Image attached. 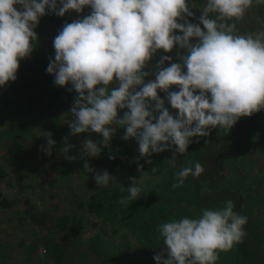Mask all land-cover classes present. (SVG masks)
<instances>
[{"label":"clouds","instance_id":"1","mask_svg":"<svg viewBox=\"0 0 264 264\" xmlns=\"http://www.w3.org/2000/svg\"><path fill=\"white\" fill-rule=\"evenodd\" d=\"M254 4L264 0H206L197 16L189 0H0V87L14 82L20 61L31 56L43 16L83 14L89 8L58 30L46 68L54 85L76 93L64 120L70 135L100 137L82 142L84 171L94 173L98 186L116 183L107 169L97 171L85 158L99 157L118 128L124 129L123 140L137 141V161L152 164L154 153L170 150L167 163L175 167L193 137H207L215 128L228 132L241 117L264 109V28L241 34L237 27ZM174 49L175 60L166 54ZM43 136L40 150L51 157L56 141L51 132ZM73 147L61 149L69 161L77 159L68 155ZM137 168L142 173L143 165ZM203 172L199 162L183 167L172 187ZM128 179L127 195L118 200L123 207L143 192L142 175ZM234 208L229 199L221 208L202 209L196 218L160 223L156 231L165 247L154 254L156 264H216L219 253L231 251L247 235L248 217Z\"/></svg>","mask_w":264,"mask_h":264},{"label":"rangeland","instance_id":"2","mask_svg":"<svg viewBox=\"0 0 264 264\" xmlns=\"http://www.w3.org/2000/svg\"><path fill=\"white\" fill-rule=\"evenodd\" d=\"M205 3L206 0H189L190 7L197 16ZM89 12V8H85L83 14L70 11L62 17L64 22L60 25L52 23L48 15L43 16L35 29L38 40L34 42L33 51L37 50V54L33 53L37 59L46 60L53 57V41L58 30L64 23H70L78 15H86ZM238 24L242 27V33L264 27V4H254ZM173 51L176 53L175 49ZM159 58L160 53L153 58L149 68H152ZM168 63L166 62V65ZM43 80L46 82L43 83ZM43 80V84L28 86L19 97L14 95L0 100V191L8 196H16L20 191L27 193L31 199L29 202L21 201L8 208L0 207V264H52L54 258L43 241H62L61 236L66 234L67 227L58 226L59 216L65 215L71 205L81 204V198L86 201L82 204V222L76 230L79 241L85 242L100 232L101 243L97 247L106 258L103 260L97 254L87 252L81 244H70L68 257L73 264H156L154 254L165 247L156 231L157 226L184 216L196 218L205 208L218 209L214 197L216 193H224L225 189L221 185H231L239 189V213L245 215V212L250 211L264 232V109L248 117L246 127H243L242 119L234 124L236 128L231 133L235 138H239V141L232 149L221 152L222 146L211 147L210 140L216 137V132L220 130L215 128L207 137H193L187 152L176 157L175 167L167 163L172 157L170 150L154 153L151 157L152 164H147L143 158L137 161V141L134 138L123 140L124 129L118 128L99 157L85 158L97 171L107 169L116 178V183L102 187L95 183L94 173L84 171V160L79 158L83 140H98L100 137L95 133L70 135L68 124L64 122L70 117L69 110L76 93H69L65 88L54 85V76ZM55 100L59 101L55 114L47 116L33 130H17L22 124L43 117ZM166 107L175 111L167 101ZM123 111L126 110H121V115ZM46 132H51L56 141L51 157L40 150V146L46 144L43 136ZM6 133L12 136L3 138ZM196 140H199V143L195 142ZM66 144L74 145L68 155L77 159L69 161L64 158L61 149ZM218 152L219 156L215 157ZM109 155H114L115 159L110 160ZM196 155L198 159L194 160ZM193 161L201 163L203 174L199 178L190 175L183 186L173 188L176 173L183 167H194ZM137 163L143 165L142 173L138 171ZM154 167L156 170L152 171ZM140 175L143 176V192L140 198L130 202L128 207L121 206L118 200L127 195V188L132 183L128 178H139ZM193 178L200 189L198 196L194 197L191 189L188 191L189 180ZM8 180L12 186H8ZM216 186L218 187L215 188ZM121 187L125 189L124 192L120 191ZM100 189L105 190L106 196L110 197L108 201L99 203L102 206V215H110L111 219H103L98 214L97 205L91 203V198L99 199L97 191ZM214 192L216 193L211 194ZM117 193H120L121 197L117 198ZM205 197L208 198L204 199ZM173 201L181 202L172 203ZM146 212H149L151 217V241L148 243L142 236L141 224ZM35 241L37 245L28 252V245ZM222 255V252L219 253L216 264H222Z\"/></svg>","mask_w":264,"mask_h":264},{"label":"trees","instance_id":"3","mask_svg":"<svg viewBox=\"0 0 264 264\" xmlns=\"http://www.w3.org/2000/svg\"><path fill=\"white\" fill-rule=\"evenodd\" d=\"M50 21L54 23L55 25H60L64 22V18L58 17L54 14L48 15ZM239 32L242 33V27L238 24L237 25ZM264 27H259L257 30H260ZM256 30V31H257ZM37 54V50L33 51ZM31 54L29 58L23 59L20 61V67L17 71V79L13 81H9L8 85L6 87H0V100H6L10 97H13L14 95L21 96L23 94V91L28 87H34L42 83L43 78H49L50 76H53L52 74H49L46 72V68L48 63L50 62L49 59L46 60H40L37 59V56L35 53ZM167 55L173 56L174 60L176 59V53L174 51L170 53H166ZM54 58V56H53ZM43 73V74H42ZM41 74L43 75L41 77ZM154 75L149 76L146 78V80L154 79ZM46 80H43V83H45ZM42 83V84H43ZM175 89V88H174ZM176 90V89H175ZM161 97L164 98L165 94L160 93ZM17 97V98H18ZM59 106V101L55 100L54 104L51 106V108L48 110V112L39 119H32L25 124H22L17 130H23L25 129H34L35 126L43 121L47 116H51L56 113V109ZM242 119V125L243 127H246L248 125V116L241 117ZM236 127L233 126L228 132H225L224 130H219V132H216V137H213L210 141L211 144L215 147L222 146V151L225 152L229 149H232L235 147L239 141V138H235L234 134L231 133L232 130H234ZM241 130V128H239ZM237 130V129H236ZM30 130H28L29 132ZM242 131V130H241ZM28 132H26L28 134ZM30 134V133H29ZM12 135L10 133H6L2 137H11ZM235 145V146H234ZM198 149V147H197ZM220 152L216 153V156H219ZM206 156L208 153L205 154ZM205 155H203L205 157ZM198 156H194V160H197ZM216 159V158H215ZM195 164V161H193ZM195 179L189 180L188 185V191L191 189V192L194 196H198L200 189L197 187V182L195 183ZM8 186H12L11 181H7ZM220 186V185H219ZM225 191L223 194L220 193H211L215 194L216 196L215 201L218 205L217 208H221L224 206V202L227 200H232L234 202L235 208L234 211L239 212L240 210V199H241V193L239 189L231 186V185H221ZM216 186L215 188H217ZM82 191H84L83 188H81ZM85 193V192H84ZM226 196H222V195ZM98 198H91V203L97 205V211L98 214L103 219H111L110 215H102V206H100V202L108 201L110 197L106 196L105 190L100 189L97 191ZM117 198L121 197L120 193H117L115 195ZM203 196V195H202ZM105 197V198H104ZM104 198V199H100ZM208 198V197H207ZM206 197L204 199H207ZM73 199V198H72ZM30 196L26 193L18 192L17 195H11L8 196L7 194H3L0 191V207L1 208H8L11 206H14L21 201H27L29 202ZM73 201V200H71ZM76 201V200H75ZM84 201L86 199H79V202L81 204L77 205H71L70 210L65 215H60L58 219V226L61 228L67 227L66 234H63L62 241H57L54 239L44 240L43 244L46 246L48 251L52 254L54 260L52 264H73L72 260L68 257V252L70 250V244H81L82 248L87 250L89 253L97 254L101 259H105L106 256L100 251V249L97 247L98 244L101 243V233L97 232L91 237H89L85 242L80 243L81 241L79 238V234L77 235L76 230L78 229V225L81 224L84 216V206L82 207V204L84 205ZM180 203L181 201H173L172 203ZM110 203V201H109ZM79 208H82L79 210ZM216 209V207H214ZM243 215V214H242ZM245 216L248 217V222L244 226V230L246 231L247 235L244 238L243 243L236 244L229 252H222V258L221 263L222 264H264V232L262 230L261 224H259L256 219L251 215L250 211L249 213L245 212ZM142 236L144 240L148 243L151 241L149 233L151 230V217L149 215V212H146L145 217L142 220ZM37 245V242H33L32 245H28V252H31L35 246Z\"/></svg>","mask_w":264,"mask_h":264}]
</instances>
